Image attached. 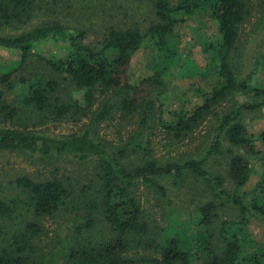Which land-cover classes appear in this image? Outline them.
Instances as JSON below:
<instances>
[{
  "label": "rangeland",
  "instance_id": "1",
  "mask_svg": "<svg viewBox=\"0 0 264 264\" xmlns=\"http://www.w3.org/2000/svg\"><path fill=\"white\" fill-rule=\"evenodd\" d=\"M171 1L176 3L178 0ZM50 2L52 4L48 6ZM251 2L252 13L241 26L237 48L230 56V66L240 81L255 72L251 83L264 89L263 0ZM42 6L43 10L28 23L0 25V33L16 36L46 23L61 21L73 31H86L84 44L99 50L110 27L134 28L144 34L156 21L152 5L147 0H43ZM179 31L180 63L189 64L186 70L181 65L173 68L171 75L164 80L165 86L159 87L146 81L153 75L149 67L152 48L148 43L142 45L132 57L128 80L136 90L129 93L141 105L134 114H127L120 107L123 96L120 90L104 92L98 88L92 103L88 104L83 89L76 87L66 74L53 71L40 56L51 53L61 56L63 45L58 42L49 39L36 44L32 55L23 64L20 52L0 48V92L9 106L7 110L0 109V127L53 137L88 131L94 140L105 144L110 153L121 154L118 158L128 170L140 164L144 151L151 153V158L156 159L160 165L183 163L192 157L205 158L216 127L213 114L208 115L193 134L182 140L175 139L173 133L161 125V121L173 122L174 114L182 110L191 112L204 103L206 94L212 92L215 79L200 78L192 66L200 68L206 65L207 58L203 50L207 41L218 37V27L209 10H202ZM2 74H11L7 84L1 80ZM36 78L59 82V89L51 103L54 107L61 104L68 106V114L58 119L53 108L41 112L25 106L23 96L28 92L25 82ZM250 102H253L250 95L233 92L226 102L213 108L214 114L221 117L236 103ZM106 103L113 104L114 108L106 118L99 119L98 113ZM148 103H151L155 112L148 121L151 126L139 136L143 127V113L148 109L145 105ZM12 110L13 113L9 114ZM243 121L251 134L258 135L264 130V109L246 113ZM229 148L236 151L223 140V153ZM223 153L208 157L205 168L210 174L223 177L225 187L230 192H239L229 177L230 160ZM252 165L256 174L251 176L240 193L252 191L259 182L262 171L258 161L254 159ZM22 176L38 182L58 179L68 189L70 196L53 216L36 217L29 196L14 183ZM155 180L165 188V195L143 179L138 180L132 189L145 211V222L149 226L142 239L134 237L130 240L128 254L134 258L160 259L159 249L163 246V238L174 222L182 221L184 225H192L200 206L210 201L221 204L214 197L209 184L196 177L188 176L179 186L173 185L169 177ZM101 185L100 170L92 158L82 161L77 156L58 153L42 158L24 151H0L1 198L12 209V214L0 218V251L17 250L23 244V237H31L30 248L22 253L30 256L28 264H78L72 258L73 250L77 251L90 240L112 237L99 197ZM249 199H246L247 202ZM256 216L246 226L252 243L248 253L255 251L257 245L264 246V221L262 217ZM90 217L96 222L91 230L84 228L85 221ZM219 217L220 220L210 227V231H215L223 220H238L240 212L228 206L219 211ZM28 224L37 225L40 231L33 233V236L26 234ZM18 237L22 238L20 244L16 241ZM213 241L219 247L216 252L221 254L223 245L220 237L217 236Z\"/></svg>",
  "mask_w": 264,
  "mask_h": 264
},
{
  "label": "trees",
  "instance_id": "2",
  "mask_svg": "<svg viewBox=\"0 0 264 264\" xmlns=\"http://www.w3.org/2000/svg\"><path fill=\"white\" fill-rule=\"evenodd\" d=\"M147 1L152 5L156 17L152 26L144 34L134 28L110 27L99 50L84 44L86 31H73L61 21L46 23L16 36H4L0 33V48L20 52L23 64L32 55L36 44L49 39L58 42L63 45L61 56L56 53L40 56L53 71L66 74L76 87L83 89L88 104L92 103L98 88H102L104 92L120 90L123 93L120 107L127 114H134L141 106L129 93L136 90L128 80V68L134 54L145 43L151 46L149 67L153 75L146 81L159 87L165 86L164 80L171 75L173 68L181 65V68L186 70L189 64L188 61V64L180 63L179 29L200 11L209 10L217 24L218 37L206 42L203 50L207 58L206 65L192 68L202 79H215L212 92L206 94L204 103L191 112L182 110L175 113L176 122L161 121V125L173 133L175 139L182 140L193 134L207 116L213 114L216 127L206 157H192L183 163L160 165L156 159L151 158V153L144 151L140 164L128 170L118 158L121 154L110 153L107 146L94 140L88 131L53 137L8 127H0V151L18 150L40 155L42 158L58 153L74 155L82 161L91 158L96 161L102 179L99 197L112 237L90 240L77 251L73 250L72 258L78 264H264V246L257 245L255 251L248 253V247L252 243L246 228L249 220L256 215L264 221V130L258 135H253L243 121L246 113L263 111L264 89L251 83L255 72L240 81L230 66V56L237 48L241 26L252 13V2ZM42 3L43 0H0V25L16 26L28 23L35 14L43 10ZM51 4L52 2L48 3V6ZM10 78L11 74H2L1 80L7 84ZM25 83L28 92L23 96V100L29 109L43 112L53 108V113L58 119L69 113L68 106L61 104L54 107L51 103L53 95L59 89L58 81L36 78ZM233 92L250 95L253 102L236 103L237 105L221 117L217 113L214 114L213 108L226 102ZM145 107L148 109L143 113V127L139 136L151 126L148 121L155 112L151 103ZM113 108V104L106 103L97 117L106 118ZM0 109H9L1 92ZM11 113L13 110L9 114ZM223 140L236 151L229 148L223 153ZM221 153L226 154L230 160L229 177L239 192H230L225 187L223 177L212 175L205 168L208 157ZM254 159L258 161L262 171L259 182L252 191L240 193L255 173L252 165ZM188 176L207 182L214 197L219 199L221 204L210 201L200 206L192 225H184L182 221L174 222L163 238V246L159 249L160 259L129 256L130 240L134 237L142 239L149 228L145 222V211L132 190L137 181H148L165 195V188L155 178L169 177L173 180V185L179 186ZM14 183L29 196L36 217L53 216L70 196L68 189L58 179L38 182L22 176ZM228 206L237 208L240 218L223 220L215 231H210V227L220 220L219 211ZM9 214H12L11 206L1 198L0 188V218ZM95 224V219L90 217L85 221L84 228L91 230ZM39 231L37 225L28 224L26 234L33 236V233ZM217 236L223 245L221 254L216 252L219 247L213 241ZM30 239L31 237H23V244L17 250L0 251V264H28L30 256H24L22 253L30 248ZM16 241L20 244L22 238L18 237Z\"/></svg>",
  "mask_w": 264,
  "mask_h": 264
}]
</instances>
